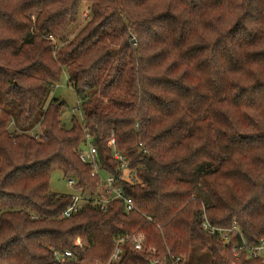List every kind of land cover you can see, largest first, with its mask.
I'll use <instances>...</instances> for the list:
<instances>
[{
  "label": "trees",
  "instance_id": "16d2710c",
  "mask_svg": "<svg viewBox=\"0 0 264 264\" xmlns=\"http://www.w3.org/2000/svg\"><path fill=\"white\" fill-rule=\"evenodd\" d=\"M64 71L81 114L69 127L53 92ZM112 138L137 210L89 201L59 218L73 199L50 189L53 171L96 194L79 150L91 140L116 174ZM204 216L264 239V0H0V264H101L133 231L156 252L124 264H195V246L211 264H262ZM65 249L77 261L56 262Z\"/></svg>",
  "mask_w": 264,
  "mask_h": 264
},
{
  "label": "built area",
  "instance_id": "2783aa9c",
  "mask_svg": "<svg viewBox=\"0 0 264 264\" xmlns=\"http://www.w3.org/2000/svg\"><path fill=\"white\" fill-rule=\"evenodd\" d=\"M86 18H88V14H84ZM76 111H79V106L75 107ZM108 144L113 147L112 158L118 164V173H112L109 171H105L100 166V157L99 152L93 142L91 140H87L84 144L85 148H81L79 150V158L82 162L89 164L92 167V174L99 177V189L96 194H93L91 191L88 195H86L85 191L81 189H76V193L72 194V203L67 206L59 216V218H68L73 214L78 212L82 206L86 202H92L95 205H98L100 209H107L108 204L113 200L122 199L124 201L125 211L130 213L134 210H137L135 203L132 197L128 196L123 188V185L119 183L123 179L131 180L133 179L134 173L133 169L129 166V160L127 156L117 149H115V139L112 138L108 141ZM129 175V176H128ZM68 183L70 186L74 187L75 180L73 178H69ZM148 220H152V217L147 216ZM203 228L210 234L216 235L218 238L228 241L230 239V234L233 231H236L241 236L242 244L240 248L246 251L247 257L250 258H258L262 260V264H264V239H262L259 243L255 245L249 244L245 241L240 231L236 226L231 228L219 227L215 226L207 219L206 216L203 217ZM146 236L141 231H133L127 232L119 235L114 240V246L110 255V258L105 263L101 264H124V256L126 252L137 251V252H147L153 254L156 252L153 247H145ZM75 243L77 245L82 246L80 238H76ZM238 253H235V256ZM54 259L58 263H65L72 260H75L74 253L65 249L55 250ZM182 260L180 255L172 256V263L178 264ZM77 261V260H75ZM99 264V263H97Z\"/></svg>",
  "mask_w": 264,
  "mask_h": 264
},
{
  "label": "rangeland",
  "instance_id": "374dc122",
  "mask_svg": "<svg viewBox=\"0 0 264 264\" xmlns=\"http://www.w3.org/2000/svg\"><path fill=\"white\" fill-rule=\"evenodd\" d=\"M85 13L89 14L86 8L83 10V17L81 16L79 22L76 25H73L74 32L77 29L79 30L84 24L85 21H83V18H86L84 15ZM74 32L72 35H74ZM68 78V73L64 71L61 80L57 83L53 91L57 97H60L66 101L67 107L63 114V122L66 127L71 125V118L73 114L76 115V117L81 121L80 111L73 110V107L77 105L78 97L72 86L69 84ZM83 148H85V146ZM68 180L69 178H66L61 170H54L51 176L50 189L59 193H76V189L69 185ZM89 193L90 191H86L85 194L88 195ZM189 258L195 264H211L212 260L210 252L203 250L198 246H195L191 249Z\"/></svg>",
  "mask_w": 264,
  "mask_h": 264
}]
</instances>
